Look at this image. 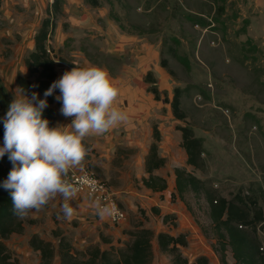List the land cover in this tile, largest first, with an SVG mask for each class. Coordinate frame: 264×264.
I'll use <instances>...</instances> for the list:
<instances>
[{
  "label": "rangeland",
  "instance_id": "1",
  "mask_svg": "<svg viewBox=\"0 0 264 264\" xmlns=\"http://www.w3.org/2000/svg\"><path fill=\"white\" fill-rule=\"evenodd\" d=\"M91 1L59 0L60 11L53 17L54 28L46 41L55 71L56 63H61L78 68L98 66L112 76L127 70L139 75L137 58L146 55L145 47L134 55L131 46H125L118 58L113 54L119 50L117 33L135 35V42L150 45L154 53L148 54L156 56L149 64L158 89L166 92L169 100L175 87L183 89L184 119H176L162 99H153L147 118L150 129L156 125L160 132L158 155L164 159L154 174L164 178L167 187L162 192L144 187L142 179L148 174L141 167L137 149L127 142L103 154L104 150L91 149L83 141L90 152L82 165L115 193L126 213L121 222L125 224L100 221L91 204L78 195L72 201L74 214L67 219L61 211L63 200L58 197L23 217V231L5 239L6 246L21 264H60L58 239L52 233L58 223L78 251L76 264H87L95 248L110 251L113 259L120 258L132 232L145 227L154 234L151 264H176L173 255L159 247V232L184 234L187 245L177 253L190 263L203 257L206 262L199 264H238L229 245L225 261L220 260V238L209 217L207 193L227 199L241 193L249 207L255 209L256 205L264 215V0ZM52 5L53 0H0V146L4 143L2 118L13 96L20 93L15 76L20 72L32 79L24 60L33 51L36 31ZM219 5L223 11L217 9ZM174 49L188 59V68L176 59ZM162 57L168 61L166 67L160 65ZM147 87L145 82V91ZM60 108H55L50 126L66 121ZM183 125L190 126L202 140L203 167L194 168L186 162L178 129ZM153 141L151 135L150 144ZM176 168L203 180L205 190L179 194ZM164 215L169 216L165 221ZM241 229L253 232L244 224ZM253 233L264 243L263 222ZM32 234L52 242V258L40 261L39 252L29 244Z\"/></svg>",
  "mask_w": 264,
  "mask_h": 264
},
{
  "label": "trees",
  "instance_id": "2",
  "mask_svg": "<svg viewBox=\"0 0 264 264\" xmlns=\"http://www.w3.org/2000/svg\"><path fill=\"white\" fill-rule=\"evenodd\" d=\"M224 2V0H221ZM97 4L96 0L91 1ZM59 0H53V5L50 14L45 17L39 29L34 36V49L24 60L25 68L28 70L32 79L27 76L17 73L15 82L19 89H24L25 93H38L41 99H45L44 93L51 86L52 82L57 80L55 71V61L51 57L46 41L51 29L54 28L53 17L58 11ZM218 10L223 11V6L219 5ZM203 23V22H202ZM176 59L188 68L189 62L185 56L180 55L175 49L173 52ZM161 67H166L168 61L162 57L160 61ZM144 81L148 83L147 91L153 95L155 100L162 99L169 103L173 116L176 119H184L185 113L181 109V95L183 89L175 87L172 98L169 100L166 92H161L158 89L155 76L152 70H148L145 74ZM161 93L163 97L161 98ZM59 94V89H56L52 95L46 99L48 107L43 112V117L50 122L55 115V108L61 107V102L57 101L55 97ZM181 132V145L186 154V162L194 168L203 167L205 164L201 154L204 152L202 140L196 137L193 130L188 125H183L178 128ZM152 137L154 141L150 144L148 151L144 158V169L148 174L143 177L142 183L145 188L154 192H162L165 190L166 180L154 174V170L158 169L164 164V159L158 155L157 141L160 139V132L156 125L152 127ZM12 163L8 159V155L0 158V264H21L17 258H14L5 244L12 233H21L23 231V220L13 212V205L10 195V190L3 187V183L8 178L9 172L12 170ZM175 172V186L179 194L186 190H191L195 193L205 190V183L203 180L188 173L184 169L176 168ZM207 202L209 205L208 213L213 224L217 230L220 241V260L225 261L226 247L231 248L232 256L238 264H264V252L259 250L261 245L256 237L255 228L257 224L263 222L264 215L261 208L253 209L249 207L242 197L241 193H237L231 199L219 197L212 193H207ZM256 204L255 201H252ZM168 215H164L163 220H167ZM242 224L251 227L252 234L246 230L241 229ZM52 233L58 239L57 254L59 256L60 264H76L77 253L72 246L70 240L62 233L58 223ZM240 225L241 227H238ZM132 239L120 255V258L113 259L110 251L95 248L93 253L88 255L87 264H149L152 259L151 240L154 236L153 231L149 228L141 227L132 232ZM157 243L161 249L168 251L173 255V263L176 264H199L205 263L203 257H198L197 261L190 263L186 258H182L177 253L181 247L187 245L186 237L180 233L176 236L167 232H159L156 235ZM30 246L39 252L40 261L52 258L55 253V248L52 242L44 240L38 234H32L29 239Z\"/></svg>",
  "mask_w": 264,
  "mask_h": 264
},
{
  "label": "clouds",
  "instance_id": "3",
  "mask_svg": "<svg viewBox=\"0 0 264 264\" xmlns=\"http://www.w3.org/2000/svg\"><path fill=\"white\" fill-rule=\"evenodd\" d=\"M56 89L59 95L55 99L62 104L60 113L74 117L71 124L50 126L43 117L48 107L46 98ZM119 94V86L106 69L89 66L65 71L44 93L45 99L35 92L29 97L22 88L13 96L2 118L0 158L7 154L13 165L3 187L10 190L15 215L23 218L59 197L64 217L73 216L72 201L81 188L67 177L73 169L82 171V162L90 152L83 143L86 137L102 135L128 119L115 106ZM94 207L102 218L117 212L115 207L99 202Z\"/></svg>",
  "mask_w": 264,
  "mask_h": 264
},
{
  "label": "crops",
  "instance_id": "4",
  "mask_svg": "<svg viewBox=\"0 0 264 264\" xmlns=\"http://www.w3.org/2000/svg\"><path fill=\"white\" fill-rule=\"evenodd\" d=\"M1 8L2 7L0 6V9ZM135 37V35L129 33L118 32L116 39L119 44V50L117 49V52L119 53L116 52L113 54L114 56L117 55L116 57L120 56V49H124L125 46L128 45L131 46V48L133 49V54L140 53L139 50L145 47L146 55H139V57L137 58V63L140 65L139 75H137L136 73H132L131 75V73H128V70L121 75H109L120 88V94L117 98L115 106L119 110L125 112L127 114L128 119L125 122L119 124L117 127L109 130L108 132L102 135H89L85 138L84 142L90 145L89 147L91 149L98 147V150H104L103 154H105V152L112 151L115 148V145H125V142H127L129 147L137 149L136 154L139 155V157L141 156L142 159L141 167H144V158L147 153V147H149L150 144V137L152 135V129H150L148 125L147 118L150 117L154 98L151 93L145 91V82L143 75L146 74L145 72H147L148 70H152V67L149 62H152L153 57H155L156 55L153 54L150 56L148 54V51L152 52L150 45L144 46L143 44H138L137 42H135ZM89 66L92 65H85L81 68ZM56 67L57 79L60 78L65 71H70L74 68L72 66L63 65L61 63H56ZM62 119L68 121H64L63 125H68L71 124L72 119H74V117L66 118L62 116ZM142 135L146 136L141 137ZM124 137L126 138V141H124ZM85 200L88 201L87 199ZM98 217L100 221L106 220L101 216ZM123 224L125 223H121L120 225ZM151 263L152 261L149 264Z\"/></svg>",
  "mask_w": 264,
  "mask_h": 264
},
{
  "label": "built area",
  "instance_id": "5",
  "mask_svg": "<svg viewBox=\"0 0 264 264\" xmlns=\"http://www.w3.org/2000/svg\"><path fill=\"white\" fill-rule=\"evenodd\" d=\"M81 168L82 171L80 169L71 170L67 177L69 182L80 186L81 190L77 195L87 199L94 209V205L97 202H99L100 205H110L115 207V209H117L115 215L104 217L109 222L121 223L125 221L126 213L120 208L115 193L106 185V183L97 178L89 168L84 166H81ZM89 181L92 183L89 184ZM259 250L264 252V243L260 245Z\"/></svg>",
  "mask_w": 264,
  "mask_h": 264
}]
</instances>
